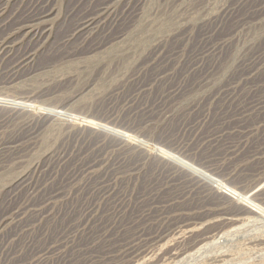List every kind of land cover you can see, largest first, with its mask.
<instances>
[{"label": "rangeland", "instance_id": "rangeland-1", "mask_svg": "<svg viewBox=\"0 0 264 264\" xmlns=\"http://www.w3.org/2000/svg\"><path fill=\"white\" fill-rule=\"evenodd\" d=\"M35 1L0 0V25ZM98 1L52 0L34 60L7 77L21 36L0 64V264H130V248L167 256L258 219L179 160L264 207V112L238 127L264 98V11L248 19L264 0H132L127 22L77 36ZM248 230L191 264H264Z\"/></svg>", "mask_w": 264, "mask_h": 264}, {"label": "bare ground", "instance_id": "bare-ground-1", "mask_svg": "<svg viewBox=\"0 0 264 264\" xmlns=\"http://www.w3.org/2000/svg\"><path fill=\"white\" fill-rule=\"evenodd\" d=\"M30 1H34V0H30ZM122 1L123 0H99L98 1L99 4H97L94 11L92 13L86 15L81 20V24L77 28V32H76L78 34H76V35L77 36L81 35L82 37H85L86 34H88V32L93 33L99 29H105L106 27L109 26V25H106V23H105V22H107V20H110V26L109 27H111L114 24H118V23L123 24V23L127 22L128 19L134 15V12L136 11V5L137 4L133 7H129V4L132 0H127V3L125 5L126 9L123 11L124 14H122L121 16L117 15V14L115 15L113 13L114 12L113 7L116 4V2H122ZM246 1H248V0H246ZM51 2H52V0H43L41 2L35 1V3H31L29 6L26 7V9H23L20 13H17V14L12 13L10 15V17L7 18L3 22V24L0 25V64H2L8 58H10L9 61L11 60V56H13L15 53L14 52L15 47H11V44L13 42H17V38H20L21 36L22 37L23 36L28 37L29 43L32 46V48H30L28 52H25L22 56L15 58L13 69L6 71L7 77L9 76L11 81H15L17 79L18 75L20 73L24 72V69L27 67V65L30 63V61L34 60V56L36 55V52H34L35 48L39 47L42 44V42L44 41V39L46 37H48L49 31H48L46 24L48 22V18L53 13V7L51 5ZM244 3H245V0H244L243 4ZM263 4H264V2L260 6L254 8L253 11H251V14L249 15L248 19L252 18V16L255 15V13L256 14L258 13V15L260 13H262L264 11V7H262ZM90 6H92V5H90ZM237 10L239 11V9H237V8H232L231 10L225 11L222 18L224 17L225 21H227L229 19L234 20L236 18ZM241 30H243V29L241 28ZM261 32H263V31H261ZM14 46H15V44H14ZM255 71L256 70L254 69V70H250V71L246 72V75H248L247 78H249L251 76H255ZM22 89H25V88H22ZM6 105H7V103H6ZM17 107H19L20 109H26V110L32 108V106L30 104L27 105L26 103H18ZM253 110L255 112H258V113L264 112V98L258 99L255 102H253V104L250 106L249 110L247 109L245 111V113H246L245 118L242 120V122L240 123V125L238 127L248 129V130L251 129L250 128L251 125H249V119L248 118L252 117L251 114L253 113L252 112ZM249 111H251V112L248 113ZM33 114L35 115V113H33ZM101 127H103V126H101ZM239 152H241V151L240 150L236 151L235 154H238ZM263 153H264V148H259L258 151L255 152L254 154H255V156H257V155H261ZM177 164H180L183 168L187 169V171L191 172L192 174H194L197 177L198 181H197V183H195V185H197L199 183H204V182L210 183L211 186L213 185L216 189H221L224 193L226 192L229 196L233 197L234 199H236V200L238 199L239 202L242 204L241 210L243 212L256 214L257 216H259L258 219H250L248 217H229L227 219L231 220L233 223V226H234L233 229H231L232 231L230 230V231H227L226 233H223L220 235H218L219 234L218 233L217 234L218 238H217V235L215 234L214 237L216 239L211 241V243L201 242V244L194 245L193 248L189 251L188 250H186V251L175 250L173 252L169 251L167 253V256L158 257V254H159L158 252L153 251L152 253L145 254V252L142 249H140V246H137V247L130 248L126 252L122 253L120 256L121 259H123V260L127 259L128 261L129 260L132 261V262H130V264H191L193 260H197V259L199 260L201 258V256L204 255L205 252H207L210 245H213L215 243L219 244L222 241H225V239L232 241L235 239V238L231 237L233 234H238L239 232L245 231L247 229H249L250 232L243 235V238L242 237L241 238L244 241H248L250 244L257 246L258 250L262 252L261 257L264 258V231H262V232L256 231L254 233L251 232L254 230L253 228H255L257 226V224H259L258 222L260 220L264 219V207L254 204V202L248 196L247 197H245L243 195L239 196L237 193L230 190L225 185H222V184H220V182H217V181L211 179L207 175H204L200 170H198L194 167L188 166L187 164H183L182 162H180V160L178 161ZM186 185H188V184H186ZM223 192H222V194H223ZM228 201H230V200H228ZM205 222H207V221H205ZM256 228H259V226H257ZM251 229H253V230H251ZM230 253H231V250L227 249L225 252H220L219 254H217L215 256V259H213V260L218 261V262L222 261L223 263H229V261L230 262L232 261V260L228 259ZM241 263L244 264L245 262H240L237 264H241Z\"/></svg>", "mask_w": 264, "mask_h": 264}]
</instances>
